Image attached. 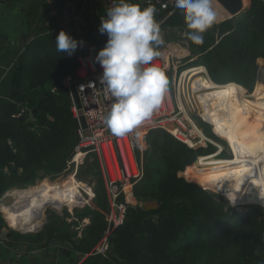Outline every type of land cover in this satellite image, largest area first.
<instances>
[{
    "label": "trees",
    "instance_id": "trees-1",
    "mask_svg": "<svg viewBox=\"0 0 264 264\" xmlns=\"http://www.w3.org/2000/svg\"><path fill=\"white\" fill-rule=\"evenodd\" d=\"M159 16L155 14L156 21ZM164 23L189 31L179 9ZM203 39L202 44L189 39L191 54L197 55L189 66L203 65L215 83L235 81L252 90L255 62L258 58L264 60V2L250 0L249 6L239 15L213 23L203 33ZM38 44L47 45L38 41L31 43L32 46ZM74 69L73 55L61 53L56 47H48L38 59L25 65L29 86L42 88L45 93L32 123L13 117L20 110L15 105L0 103V166L10 169L9 177L32 183L39 170L54 175L63 170L78 138L70 99L59 85V79L73 73ZM199 72L196 71L192 87L199 81L209 85L199 77ZM256 74L255 87L259 88L260 80L264 82L261 62ZM204 120L207 122L206 118ZM197 123L208 133L207 125ZM144 138L148 149L142 157L143 175L134 185V195L142 201L155 200L158 206L153 211L128 208L125 222L113 233L109 255L103 258L105 263L264 264V217H261L264 211L250 207L244 213H231L219 195L209 194L197 184L177 176L179 170L188 168L184 172L186 178L201 184L189 175L199 173L202 182V177L216 167V161L225 162L228 158L217 153L201 155V148H189L160 128L149 130ZM199 155L200 160L206 162L199 161L196 158ZM136 157L139 160L138 152ZM231 163L234 165V159ZM6 178L0 176V197L8 186ZM96 193L97 207L107 209L101 183ZM153 214L156 219L152 218ZM82 215H89L91 224L85 229L83 238L72 242L83 253L95 244L88 240V234L98 236V229L103 228L104 222L95 208ZM2 226L4 221L0 213V228ZM55 230L50 228V232ZM34 236L38 242L42 241L41 232ZM61 237L66 241L64 235Z\"/></svg>",
    "mask_w": 264,
    "mask_h": 264
},
{
    "label": "built area",
    "instance_id": "built-area-1",
    "mask_svg": "<svg viewBox=\"0 0 264 264\" xmlns=\"http://www.w3.org/2000/svg\"><path fill=\"white\" fill-rule=\"evenodd\" d=\"M77 1L83 0H69L65 3L62 9L63 15L58 18L56 28L64 30L79 42L85 18L76 4ZM262 1L264 2V0ZM88 2L90 4L98 3L103 10V13L91 10L90 16H87L89 21L93 22L101 41L91 44L83 43L82 45L78 43L74 72L63 75L59 79V85L66 90L70 99V111L77 121L76 134L78 138L71 154L65 160L62 172L70 167L73 168L71 172L78 169L76 160L78 154L82 155L80 165L88 153H95L104 169L103 184L109 207L104 212L105 226L97 243L90 250L77 255L75 264H82L88 257H106L110 251V241L115 229L123 225L126 220L127 208L133 198L134 185L143 175L142 157L139 160L136 157L137 149L141 150L138 144L139 140L136 138L137 132L140 138L149 130L160 128L192 149L205 147L209 141L196 119L188 112L189 108H193L188 105L187 100L193 103L192 96L194 97V93L199 89L194 90L190 84L188 90L185 78H189L192 73L195 74V71L203 65L179 69L182 66L180 59L189 53L187 31L182 26H168L164 31L167 35L174 32L179 37L173 46L180 47L181 52L172 47L168 49L167 44L160 45L158 48L160 55L154 60V63L162 69L167 80L168 74L171 77L170 82L168 81V90L160 104L134 132L116 135L109 130L104 117L110 109L112 101L109 99L106 86L100 81L103 69L96 61V56L97 50L102 49L108 39L107 34L99 32L101 18H106V11L113 6L114 0H92V2L88 0ZM130 2L136 3L142 8L149 5L154 6L155 14H160L158 17L159 26L177 10L175 0H130ZM81 46L83 47L81 48ZM166 49H168L167 52H165ZM182 74L184 75L181 76ZM73 90L77 92L80 106L75 103ZM25 112V108H20L13 117L22 116ZM80 118L84 119V126L81 124ZM78 189L87 196L84 202L95 197L89 185L81 184ZM67 211L72 213V210L67 209Z\"/></svg>",
    "mask_w": 264,
    "mask_h": 264
},
{
    "label": "crops",
    "instance_id": "crops-1",
    "mask_svg": "<svg viewBox=\"0 0 264 264\" xmlns=\"http://www.w3.org/2000/svg\"><path fill=\"white\" fill-rule=\"evenodd\" d=\"M67 1L69 0H50V2L49 0H0V103L13 104L18 109L25 108L26 112L19 117L23 118L27 123H32L35 120L34 115L37 112V106L43 99L45 93L42 88H31L29 86L28 80L25 77L24 67L38 59L48 47H51V49L56 47V34L62 30L56 28V26L58 18L63 15L62 9ZM247 2L245 7L249 6L250 0H247ZM76 4L85 18L79 38L83 43L87 44L100 42L101 38L96 32L93 22H90L87 16H90L89 13L91 10L103 13L101 6L96 4V2L90 4L88 0L77 1ZM165 26L170 25L163 23L160 25V28H165ZM40 28L44 29L41 31ZM168 35L176 36L174 32ZM37 41L45 42V44L50 42L52 45L50 43L46 46L39 44L37 46L31 45L32 42L37 43ZM170 42L175 43L176 41ZM76 54L77 50L73 54L74 60ZM199 71L202 72L201 70ZM202 80L206 81L205 78ZM138 144L140 148H143V150H140L139 157H143L145 151L148 149L144 136L139 138ZM43 172V170H39L35 180L40 176L45 178L47 175H43ZM61 172L50 175L51 177H56ZM9 175L10 169L6 165L0 166V176H6V179L14 180L8 184L7 188L12 186H16L14 188H24L28 184H31V182H20L13 177H9ZM106 204L108 207L107 198ZM95 209L100 212L104 210L99 207ZM2 213L4 214L3 211ZM85 217H87L86 229L90 226L91 221L89 215ZM4 218L9 222L11 221L6 218L5 214ZM11 226L9 225L10 228ZM4 228L3 226L0 228V247L5 254V259L8 264H31L29 262L30 258L33 259L32 264H73L75 263L74 261L77 255L82 253L74 247L72 241L77 240L74 236L71 237L72 233L69 232V226L67 228H64V226L56 227L57 231L55 230L54 232H50V228L47 227L46 230L41 232L43 235L41 242H38L34 236L39 232L35 234H20L19 232L18 234L15 232L17 235H12L14 231L8 232L9 229L6 233L3 231ZM13 229L15 228L13 227ZM100 231L101 227L98 229L99 234ZM99 234L98 236H92L89 233L88 240L96 243ZM62 235L66 237V241H63ZM88 259L90 261L94 258L90 257Z\"/></svg>",
    "mask_w": 264,
    "mask_h": 264
},
{
    "label": "bare ground",
    "instance_id": "bare-ground-1",
    "mask_svg": "<svg viewBox=\"0 0 264 264\" xmlns=\"http://www.w3.org/2000/svg\"><path fill=\"white\" fill-rule=\"evenodd\" d=\"M198 70L209 81L208 86L198 82L203 115L214 120L215 130L229 140L243 159L238 165L231 163L234 156L225 162L216 161V167L203 179L205 187L223 194L236 205L254 203L264 207V198H261L264 197V95L248 92L235 81L215 83L205 67ZM201 155L197 159L206 162L200 160ZM81 158V154L76 156L78 165ZM77 171L76 168L75 172L54 181H43L38 186L11 188L8 194L12 202L1 203L11 225L21 232L35 230L46 206L70 210L73 205L84 202L78 189L81 183L76 178Z\"/></svg>",
    "mask_w": 264,
    "mask_h": 264
},
{
    "label": "clouds",
    "instance_id": "clouds-1",
    "mask_svg": "<svg viewBox=\"0 0 264 264\" xmlns=\"http://www.w3.org/2000/svg\"><path fill=\"white\" fill-rule=\"evenodd\" d=\"M175 6L184 15L188 39L202 44L203 33L216 21L212 0H175ZM155 12L152 5L142 8L130 0H114L106 18H101L99 32L107 34L108 39L96 61L103 69L100 81L112 101L104 120L116 135L134 132L141 126L168 90L165 74L154 63L160 55L158 47L163 44ZM55 42L57 51L69 56L78 43L83 44L64 30ZM136 138L139 140L138 132Z\"/></svg>",
    "mask_w": 264,
    "mask_h": 264
},
{
    "label": "rangeland",
    "instance_id": "rangeland-1",
    "mask_svg": "<svg viewBox=\"0 0 264 264\" xmlns=\"http://www.w3.org/2000/svg\"><path fill=\"white\" fill-rule=\"evenodd\" d=\"M247 3H248L247 0H243V6H246ZM212 7H213L214 11L216 12V21L214 23H219V22H221L223 20H226V18H228L229 13L227 11H225L223 9V7L216 0H212ZM246 8L247 7H245V9ZM165 27L168 28V26H165ZM170 29H172V28H170ZM164 31H165L164 27L160 28V35H161V37L163 39V44L162 45L167 44L168 49H170L172 47V48H176L179 52H181V48L180 47H175V46H173V43L170 42V41H174V40L177 41V40H179V38L177 36H174V35H167V34L164 33ZM188 52L189 53H188L187 56H185L184 58L182 57L180 59V64H182V66L179 67V69H183V68L185 69L186 67H189V65H191V63L196 60L197 55H192L191 54L190 47H189V51ZM260 62H261V64L264 65V60L262 58H258L256 60V62H255V68L256 69H255V73H254V76H253V83H254L253 84V88H252V90H249V89L246 88V90L248 92H250V91L253 92L254 91L255 93H257V95H259L261 97V95H264V82H263V80H260L259 88H257L256 91L254 89L255 85L257 84V74L256 73H257V68H258V65L260 64ZM198 74H200V76L203 77V78L206 77V76L204 77L203 73H201V72H199ZM190 76H189V78H187V77L185 78L186 88L188 90H189L190 84H193L194 79L197 78L196 73L195 74L192 73V74H190ZM208 76H210L209 73H208ZM170 78L171 77L168 74V81L169 82L171 80ZM202 83H204V82H202ZM204 85L208 86V84H204ZM262 86H263V89L261 90ZM192 88L194 90H196V88H198V82L196 84H194V86ZM262 98L264 99V96ZM192 100H193V103H191V102H189L187 100L188 105L193 108V109L189 108L188 112L198 122H201L202 124L207 125V132L208 133L205 132V130L203 129L202 126L199 125V127H200V129L203 130V132L205 133L204 135L209 140V141H207L205 147H198L196 149L201 148L202 149L201 151H203V152H201L202 154L217 153L218 156L223 157V158H229L231 156H234V165L240 164L243 161L242 157L238 153L237 149L229 142V140L225 136H223L221 133L219 134L217 132L218 130L217 131L215 130L216 125H215L214 120L210 116L209 117L211 118L213 123L210 120L206 119L207 122L204 120L205 116L202 113V109L203 108H201L202 107L201 106V100H200L198 92L194 93V97L192 96ZM214 126H215V128H214ZM143 142H144V140H143ZM141 150H143V148H141ZM137 152L140 154L141 153L140 149L139 150L137 149ZM229 159H231V158H229ZM202 162H204V161H202ZM192 163H194V161ZM202 165H204V164H202ZM186 169H188V168H184L183 170H179L177 172V176L183 178L187 182H190V183L192 182L193 184L194 183L197 184L199 186V187L197 186L198 188L208 192L209 194H212V195L214 194V196L216 194L219 195L221 198H223V200L230 207L229 212H231V213H234V212L244 213L250 207L252 209H258L260 211L261 210L264 211V207L263 206L258 205V204H254V203H245V204H242V205L234 204L229 199H227L223 194L217 192L214 189H210V188L205 187V183L203 181L205 176L202 177V182H201V180L199 178V175H200L199 173H196V174L195 173H191L189 176L196 178L204 187L201 184H199L197 181H195V180L187 179L186 176L184 175V172H185ZM71 171H73V168L70 167L69 169L65 170V172H62L61 174H59L56 177H51L50 174H46L45 172H43V175H45V174L47 175L45 178L40 176L34 182H32L31 184H28V186H25V187H29L30 185L31 186H38L44 180L49 182V181H54V180L60 179L64 175L70 173ZM98 173H99L100 177H99ZM104 175H105V173H104V169L102 167V162L99 161L97 155L95 153H92V152L88 153L87 156L85 157V159L83 160V163L78 165V171H77L76 178L81 184H86V185L90 186L91 190L93 191V193L95 195V197L92 200L88 199V200H86L87 202H82V203H78V204L73 205L72 208L70 209V210H72V213H69V211H67V208H63L61 210H57V209H55V208H53L51 206H46L43 209V211H42L41 217L38 219L39 220L38 223L40 225L35 230H33V232H21V231H18L16 229H13L14 226L13 227L11 226L10 222L7 221L4 218V214L0 210L2 219L4 221V226L3 227H5L3 229V231L7 233V230L10 229L8 232L14 231L16 233L19 232L20 234H27V233L35 234L37 232H43L44 230L47 229V227H49V228L55 227L56 228V227H60V226H69V228H70L69 232L72 233V236H74V238L76 240L83 238L84 234L86 233L85 227H86L87 217H82L83 216L82 214H86L89 211L93 210L94 208H97V203L95 202V199H96V196H97V193H96L97 185L101 183L103 185V187H104V184H103L104 183ZM13 181H14L13 179H10V180L6 179V183L7 184L12 183ZM14 187H16V186H12V187L7 188L2 193V195L5 194V193H9L12 189H14ZM195 188H196V185H195ZM83 196H84V199L87 197L84 194H83ZM228 200H229V202H228ZM149 202H152V203H149ZM155 205L158 206V204H157V202L155 200H149V201L138 200L135 197V195H134V188H133V198L131 199V202L129 203L128 208L129 207H131V208H140V209H145V211H153V210H155L157 208V207L154 208ZM0 206H1V204H0ZM108 207H107V209H108ZM128 208H127V211H128ZM107 209L103 210L102 212L99 211L100 214L102 215L101 220H103L104 226H105L104 212ZM261 217H264V215L261 214ZM152 218L156 219V215L153 214ZM9 225L11 226V228L9 227ZM102 229H101V231H102ZM101 231H100V234H101ZM100 234H99V237H100ZM99 237H98V239H99ZM98 239H97V241H98ZM97 241H96V243H97ZM0 252H1V255H0L1 264H8L6 262L5 254H4V252H3L1 247H0ZM108 255H109V253L107 254L106 257L95 256L96 258L91 259L87 263L88 264H107V263H105L103 258H107ZM88 258H90V257H88ZM86 260H87V258H86ZM85 261L82 264H84ZM74 262H76V260ZM73 264H75V263H73Z\"/></svg>",
    "mask_w": 264,
    "mask_h": 264
},
{
    "label": "water",
    "instance_id": "water-1",
    "mask_svg": "<svg viewBox=\"0 0 264 264\" xmlns=\"http://www.w3.org/2000/svg\"><path fill=\"white\" fill-rule=\"evenodd\" d=\"M216 1L223 7V9L225 11H227L229 13L228 18L237 16L245 10V6H243L242 0H216ZM100 50L101 49L97 50V54ZM73 97H74V100H75V103L77 104V106H80L76 90H73ZM80 121H81V124L84 126V119L80 118ZM0 202L1 203H11L12 200L10 199L9 194L5 193L0 197ZM149 203H152V202H149ZM156 207L157 206L155 205L154 208H156ZM26 232H33V230L32 231H26ZM29 262L32 264L33 259L30 258Z\"/></svg>",
    "mask_w": 264,
    "mask_h": 264
}]
</instances>
